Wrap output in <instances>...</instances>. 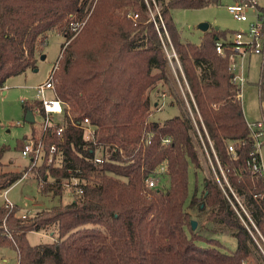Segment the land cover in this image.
I'll return each instance as SVG.
<instances>
[{"label":"trees","instance_id":"obj_1","mask_svg":"<svg viewBox=\"0 0 264 264\" xmlns=\"http://www.w3.org/2000/svg\"><path fill=\"white\" fill-rule=\"evenodd\" d=\"M220 3L0 0V88L37 67L50 32L65 36L54 72L55 96L67 105L57 118L63 138L52 134L47 140L60 146L56 161L12 169L11 162L3 161L8 147L0 145V195L25 172H34L42 193L60 197L59 203L25 217L19 205L0 201V247L14 249L18 264H251L254 236L264 238V175L247 165L254 140L242 87L230 69L232 34L211 27L199 43L184 41L173 15L175 9ZM161 20L178 55L193 115L171 88L165 106H178L181 112L157 121L152 115L160 107L158 90L172 81ZM218 40L223 53L217 51ZM260 51L258 85L264 100V30ZM24 102L26 112L43 108L39 98ZM84 118L98 129L105 158L100 166L94 162L97 146L75 125ZM198 134L216 172L204 176L201 190L197 183L189 200L190 166L203 174ZM28 136L20 142L21 150ZM234 140L240 143L233 153L229 143ZM162 164L169 186L149 188L147 177ZM73 175L81 179L83 192L63 203L68 192L64 180ZM193 207L209 208L199 229L192 228ZM51 227L52 242H29L30 232ZM200 228L209 234L230 229L236 249L221 250V241Z\"/></svg>","mask_w":264,"mask_h":264},{"label":"rangeland","instance_id":"obj_2","mask_svg":"<svg viewBox=\"0 0 264 264\" xmlns=\"http://www.w3.org/2000/svg\"><path fill=\"white\" fill-rule=\"evenodd\" d=\"M234 0H221L219 5H210L199 9H175L173 11L174 20L181 34L182 40L190 41L193 43H199L202 35L205 31L199 28V25L203 22H207L211 27H218L221 31H229L231 39L233 32L243 31L248 32L250 28L249 22H241L234 18L233 14L229 11L228 5L232 4ZM260 7H264V0H257ZM248 15L251 21L257 20V12L255 9H249ZM209 28V29H210ZM65 41V36L58 32H50L48 34L46 46L41 54H38L37 67L35 69H28L26 72L9 78L3 89H0V145L8 147L3 161L5 163L11 162L12 169L21 170L25 166L29 165V160L24 158L21 154L20 142L26 135H30L32 129L35 130L40 127L41 117L36 115V120L30 123L26 120V111L24 107V101H34L37 98L36 85L45 82L54 65L58 61L61 54L62 44ZM168 45H170L169 41ZM168 51H171L168 48ZM171 53V52H170ZM239 63L242 62L239 58ZM262 62L263 56L260 52H253L243 60V71L245 73L246 82L242 85V102L243 108L248 119V122H262L264 121V100L260 95V88L258 82L262 78ZM171 71L169 73L171 83L163 84L158 90V93L165 90H172L176 88V93H180V96L186 101V107L189 109L191 115H193L192 108L188 102L186 96L187 85L182 81L181 68L176 58L170 61ZM173 86V87H171ZM166 87V88H165ZM172 88V89H171ZM155 97V94L153 95ZM46 98H54V93L48 91ZM159 108L154 109L152 115L153 120L163 121L166 118L180 114L178 106H172L166 104L165 98L159 100ZM58 119L62 118V115L56 116ZM200 148L202 159V172L196 171L194 167L190 166L189 184H190V197L194 193L195 187L198 183L199 190L202 189L203 178L210 177L216 172V168L210 151L208 150L205 142L200 134L195 136ZM264 139V138H263ZM261 158L264 164V143L261 147ZM165 188L169 186L167 178L162 182L161 186ZM8 198L21 207V212H28L34 214L35 212L51 207L60 202V197H51L46 193L40 191L39 181L34 177V172L18 181L14 184L8 192ZM5 196L0 195V201L4 202ZM73 199L72 194L66 192L63 194L61 200L63 203H68ZM209 208L202 210L199 207H193L190 209L192 219L197 221V228L203 224L206 220ZM54 230L51 227L49 231H33L28 234V240L31 244L36 245L43 242H52L54 240L53 235L50 233ZM227 232H218L217 234H209L200 228L202 233L208 236L218 238L222 247L221 250L226 252H233L237 247L236 238L230 233V229ZM255 239V255L251 256V264H264V238L258 233L254 236ZM199 244L206 245L204 240H199ZM0 263L2 264H18L17 253L14 249L7 247H0Z\"/></svg>","mask_w":264,"mask_h":264},{"label":"built area","instance_id":"obj_3","mask_svg":"<svg viewBox=\"0 0 264 264\" xmlns=\"http://www.w3.org/2000/svg\"><path fill=\"white\" fill-rule=\"evenodd\" d=\"M229 11L233 14L234 18L241 22H249L250 28L248 32L236 31L233 34L232 41L234 44V54L230 56V69L234 74L233 80L236 84L242 85L245 83L246 78L243 71V60L244 58L253 52H260L262 47L263 39V30H264V12L260 10V6L257 3V0H234V2L227 6ZM249 9H255L257 12V20L251 21L250 16L248 15ZM158 10V9H157ZM161 26L165 32L167 41L170 45L167 46L166 42L165 48L169 60L172 61L173 58H176L178 64H181L178 58V55L172 45L171 39L167 32V28L161 20ZM79 24L77 23L76 26ZM157 29L162 37L161 29L156 23ZM168 48L171 51H168ZM216 48L219 53L224 52L223 41L218 40L216 43ZM171 52V53H170ZM239 58L242 62L239 63ZM57 65H54L48 79L45 82H42L36 85L37 98L41 99L43 103V108L40 106L31 109L34 113L35 120L36 115L41 117V123L38 130L36 129V134L29 135L25 138L21 154L24 158L29 160L30 169L32 167L39 166L42 162L54 163L57 158L58 150L60 146L56 143H48V137L52 134L57 135V137L63 138V127L57 126V115H64L65 107L67 106L63 101L57 99L55 96V83H54V72ZM3 89V88H0ZM52 91L54 93V98L47 99L46 93ZM159 98H165V91L158 93ZM242 98V94H241ZM75 124V122L73 121ZM249 128L251 130V136L254 140V146L249 155V160L247 165L253 173H258L264 175V164L261 158V147L264 143V121L262 122H249ZM78 127L82 128L85 132L86 139L93 142L97 146V151L94 157V162L100 166L105 162V158L102 154V146L98 143V129L93 125L89 118H84L81 121L77 122ZM239 140H234L229 143V150L235 152L236 145L239 144ZM78 172V171H77ZM31 175L29 172H25L24 177ZM166 175V166L162 164L154 172H152L146 179V184L149 188H158L161 187L162 182L164 181ZM23 177V178H24ZM81 179L77 175H73L70 179L64 180V186L67 188L68 192L74 197L77 194L83 192L82 186L80 185ZM42 185V184H41ZM8 190L3 191L5 196L4 203L7 207H13L15 204L8 198ZM27 212L23 214L25 217ZM2 264V263H0Z\"/></svg>","mask_w":264,"mask_h":264},{"label":"water","instance_id":"obj_4","mask_svg":"<svg viewBox=\"0 0 264 264\" xmlns=\"http://www.w3.org/2000/svg\"><path fill=\"white\" fill-rule=\"evenodd\" d=\"M199 28H201L203 31H207L210 28V25L207 22H203L199 25ZM218 29V27H216ZM26 120L30 123L35 122V116L32 110H29L26 112ZM192 228H197V221L192 219L191 220Z\"/></svg>","mask_w":264,"mask_h":264},{"label":"crops","instance_id":"obj_5","mask_svg":"<svg viewBox=\"0 0 264 264\" xmlns=\"http://www.w3.org/2000/svg\"><path fill=\"white\" fill-rule=\"evenodd\" d=\"M252 53H250V54H248V55H251ZM247 55V56H248ZM243 69H244V67H243ZM245 74V73H244ZM246 82V81H245ZM166 88V87H165ZM165 93H166V98H168V99H170V98H172L171 96H170V94H169V90L167 91V90H165ZM246 116V115H245ZM248 120V119H247ZM9 168H11V165H10V167ZM9 192V191H8Z\"/></svg>","mask_w":264,"mask_h":264}]
</instances>
